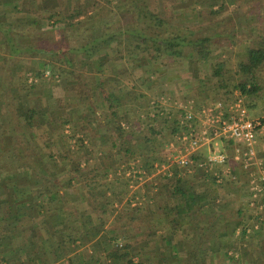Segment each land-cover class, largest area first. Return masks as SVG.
<instances>
[{"label":"trees","instance_id":"obj_1","mask_svg":"<svg viewBox=\"0 0 264 264\" xmlns=\"http://www.w3.org/2000/svg\"><path fill=\"white\" fill-rule=\"evenodd\" d=\"M56 1L37 0L34 5L35 10L27 13L28 19L25 21H29L28 23L37 26L38 29L42 27L43 21L52 26L64 22L66 27L64 37L68 39V42L61 43L56 49L45 44H21L18 38L23 35H19V32L13 28L5 11L0 12V43L5 46L6 54L1 61L2 66L0 65V264H50V257L55 256L56 258L64 257V262H62L64 264H151L149 258L145 259L146 261L135 262L134 254L130 253L134 244L139 242L140 235L134 227L130 230L128 220L132 223L139 217L130 216L128 219V214L119 213L117 218L109 222V235L105 239L99 236L108 224L105 219L108 215V207H113L119 200L120 189L115 182H99L95 181V178L99 175L108 177L114 172L113 168L106 167L105 170L103 168L99 170V168L91 167L89 171L86 168L89 160L85 167H81V160H74L73 164L70 163V168L66 169L69 180L64 184L61 182L60 174L57 173V168H59L57 155L52 150V145L57 149L58 156L64 160L71 158L70 151L69 153L61 151L58 141L53 140L54 134L48 136L52 142L43 141V135H39L36 130L35 121L40 114L36 108L18 107L14 103L16 100L21 102V93L26 83L22 81L24 75L21 72L17 75L13 74L10 63L14 66L15 63L21 61L23 55L34 51L40 55L57 58L67 64L68 72H71L70 68H74L73 71L76 72V66L79 65L84 72H79L81 78L78 80L80 83L78 93L89 102L87 109L91 114L100 115V119H91L94 125L90 132L92 138L96 137L92 132L98 133L104 145L111 144L113 148L120 146L124 155L131 159L136 155L140 143L145 144V147L152 146L154 149L157 137L165 133L166 129L170 128L169 126H172L169 129L171 137L167 144L175 140L176 135L183 131L179 117L185 114L186 110L180 109L175 114L158 104L155 110L146 112L145 117L149 119L147 125H144L145 119L142 122L139 120L141 128L137 129V125L132 124L134 120L125 119L124 113L120 111L121 90L119 92L108 89L105 80L99 79L96 71H103L107 63L111 60L115 61L116 56L120 55L123 49L131 56L135 55V59L142 51L146 52L151 56L152 63H159L163 57L167 56L176 61L189 60L193 64L200 65V62L203 63L212 58V36L205 34L195 36L194 30H185V28H183L185 31H181L182 28L173 22L172 17H168L164 10L160 11L157 7H153L152 0H117L125 2V6H120L117 18H107L101 15V9L97 6L100 0H86V2L69 8L65 7L62 10H56L50 6ZM105 1L109 3L114 0ZM201 1L197 0L196 3H203ZM11 2L5 1L9 4ZM40 5L43 7L38 9ZM217 5V8L211 7L213 15L225 9V4ZM128 12L135 14L136 24L127 21ZM260 39L259 44H257L259 39L253 41L247 49L246 58L239 61L233 89L230 88L229 79H226L227 69L224 60L212 63V73L218 78L219 86L225 89V97L216 99L214 102L220 99H231L234 91L238 90L244 95L246 105L250 110V106L254 105L247 102L248 96L258 98L264 96V85L260 82L264 80L262 75L264 39ZM128 41H131V44L125 45ZM46 66H50L52 70L55 68L52 62ZM197 69L201 71L200 67ZM56 71L53 70V76ZM45 73L46 71L43 70L33 75L45 76ZM34 78L36 81L32 79L35 83L32 82L29 86L31 89L38 87L36 83L38 78ZM16 89L18 96L14 95ZM96 91L103 98V103L100 105L94 104ZM140 96L143 97L144 93H140ZM72 121L70 117L60 120L61 137H65L64 130L70 126ZM102 126L104 133L100 134ZM146 129L150 136L135 138V141L134 137L143 134ZM72 132L71 136L76 138L74 148L79 152L85 151L87 147L85 144L88 140L91 141L89 132L80 135V129L75 125H73ZM42 146L49 148L51 153H44ZM130 159H128L129 162L133 161ZM158 161L165 162L153 156L151 162L148 161L141 168H136L137 178L151 174ZM135 167V164L131 162L123 172L126 173L127 169L133 170ZM83 170L88 172L85 173ZM205 177L211 178L216 182L214 184L218 185L216 177L206 174ZM161 179L165 182L163 184L165 190H162L165 192L164 195L167 194V198L163 200L164 210L166 215L168 214L171 227L175 228L178 224L176 218L182 215L190 216L192 223L195 224L193 230L196 238L191 241L193 249L188 251L184 264H201L202 258L207 254L202 246L207 241L212 244L210 237H214L218 232L222 215H225L222 213V207L215 208L211 214L204 213L206 214L203 215L204 217H196L198 211L202 209L203 199V195L199 196L194 193L196 187L188 192L185 189L187 181H184L182 177L165 176ZM74 181L84 186L89 199L87 202L89 207L86 210L90 211V214L85 216L84 213L78 211L77 204L68 199V195L72 193L67 187L76 184ZM150 182V187L154 188V182ZM109 192L111 197L113 196L110 200L105 198ZM155 194L149 195L151 201L155 200V196L157 197ZM206 194L209 196L208 192ZM160 196L161 194L158 195L159 199L163 198ZM216 197V194L211 196L212 200ZM127 202L132 206L131 201ZM137 208L141 209V207ZM111 210L115 211V209ZM231 211L230 213L236 214L237 212L241 216L246 212L243 209L236 212ZM93 213L97 215V220L94 222L91 217ZM126 215L124 230L122 227L119 233L113 226L119 221L122 226V219ZM150 217L153 216L148 212L141 221L148 223ZM261 217L258 215L256 222L263 224ZM240 225L243 234H246L248 228L246 222L241 220ZM202 228H205V232ZM207 231L210 233L208 234ZM96 237L99 239L94 240ZM223 246L227 248L226 254L229 256L228 250L233 247L229 244ZM82 247L85 249L80 251L81 254H77L76 251ZM162 253L165 251L162 250ZM173 254L179 257V260H183L178 252H173ZM171 255V253L162 254V264H171ZM229 261L235 262L237 259L235 256H230Z\"/></svg>","mask_w":264,"mask_h":264},{"label":"rangeland","instance_id":"obj_2","mask_svg":"<svg viewBox=\"0 0 264 264\" xmlns=\"http://www.w3.org/2000/svg\"><path fill=\"white\" fill-rule=\"evenodd\" d=\"M5 1L12 2L9 4L5 3ZM36 2L37 0H0V12L4 13L5 11V14L9 17L13 28L19 32V35H23L21 38H18V41L21 44H45L46 46L55 49L58 48L61 43H67L68 39L66 40L64 37V34L66 33L64 22L62 24L52 26L43 21V25L40 29H38L37 26H33L28 23L29 21L25 22L28 19L26 16L27 13L30 10H35L34 5ZM82 2H86V0H57L56 2L51 3L50 6L56 10H62L65 7L69 8ZM196 2L197 0H184L183 2L181 0H152V5L153 7H157L160 11L164 10L168 17H172L173 22L182 28L181 31L194 30L195 36L204 34L211 35L213 42L211 60L203 63L200 62V65H196L189 60L179 59L176 61L173 60V58L165 56L161 59V61H159V63H152L151 56L146 52L142 51L135 59V55L131 56V54L123 49L122 53L116 56L115 61L111 60L107 63L105 68H103V71H96L98 78H103L105 80V84L108 86V89H114L119 92L121 90L120 97L122 103L120 104V111L124 113L125 119L134 120L132 124H136L137 129L141 128L140 122H138L139 120L142 122V120L145 119L144 125H147L149 119L148 117H145L146 112L155 110V106L158 104H160L164 109L174 111L175 114H177L178 109H182L183 104H187L189 101L193 102L194 109H198L202 105L213 103L216 99L224 98L225 89L219 86L218 78L213 75L212 63L218 60H224L225 67L227 69L226 79H229L230 88L233 89V85L236 82L235 75L238 69L239 61L246 58L247 49L251 46L253 41L259 39L257 41V44H259V41H261L260 38L264 39V0H202L201 2L203 3L199 4ZM124 3L125 2L117 0L109 3L105 0H100L97 6L101 9L102 16L107 18H117V14L121 8L120 6H125ZM217 4H225V9L219 14L213 15L211 7L213 6L217 8ZM41 7L43 6L40 5L37 8L39 9ZM127 15L128 22L133 24L137 23L136 16L135 14L133 15V12H128ZM183 28H185V30H183ZM186 32L188 33L189 31ZM25 33H27V35ZM74 42L70 43L72 44ZM130 42H126L125 45H129ZM28 53L22 56L19 63H15L17 66H13L12 63H10L13 74L17 75L18 72H21L24 75L22 81H25L26 83V87L21 93V102L16 100L14 103H16L18 107L36 108L40 112L35 121L36 130L39 135H43V138L41 137L43 141L47 140L48 143L52 142L48 136L54 134L55 138L53 140L58 141L61 151L67 153L70 151L71 158L64 160L58 156L57 149L54 145H52V150L56 152L57 155V163L59 165L57 173L60 174V178L62 179L61 182L64 184L69 180L70 177L68 176L66 169L69 167L70 163L73 164L74 160H81V167H85L87 160H89L88 166L86 167L88 170L91 167H95V169L99 168V170L101 168L105 170L106 167L113 168L114 172L110 173L108 177L99 175L95 178V181L99 182H115V185L118 189H120V192L118 193L119 200L117 201L116 206L114 204L113 207H108V214L111 209H115V215L116 213H126L128 214V219L130 216L139 217L137 220H133L132 223L128 220V225L131 227L130 230L134 227L137 232V227L138 229H140V227L143 229L145 227L144 224H148L149 228L145 231L142 230L143 232L140 236L145 238L147 235L148 238L153 239L156 243V246H153V250L149 253L147 252L151 264H162L161 255L166 253L168 255L170 253L172 254L170 257L171 264H184V262L179 260V257L174 256L171 251L170 248L172 247V240L174 241L173 244L175 242L178 243V240L183 239L184 236L186 239L190 237V240L193 241L194 238H196V233L194 231V236H192L193 234L191 233V228H189L187 224H191L192 227L193 225L195 226V224L192 223L191 217L188 216L189 221L186 220V224L183 227H180L182 234L173 237V239L171 236L169 237L167 229L169 230L171 228V223L168 219V214L166 215L165 213L164 207H161L157 213H154V209L150 207L152 205L154 206V203L148 204V202L144 201V197L142 196V193L145 192L147 195L146 200H148V198H150L149 195L151 196L156 193L155 195H157V198L155 196V199H159L158 195L161 194L160 197L163 198H160V200L163 201L167 198V194L164 195L165 192L163 191L165 190L164 185L162 187L157 185L154 186V188H151L150 181L152 180H150V174L147 176H141L140 179L137 178L138 176L135 174L137 172L136 168H141V166L148 161L151 162V157L153 156L170 163V158L173 156L174 152L173 149L167 145V142L171 137L169 129H171L172 126H169L170 128H167L165 133H162L157 137L158 140H156V143L153 146L154 149L152 146L145 147V144L140 143L137 147L138 149L136 155L131 158L133 161L129 162L128 159H130V157L124 155L120 146L113 148L111 144H108L107 146L104 145L105 143L103 144L100 139H97L98 135L95 132L92 133L93 136L96 137L92 138V134L90 132L94 125L91 123V119H98L100 115L91 114V112L87 109L89 102L86 101L85 97H81L78 93V89L80 87L78 80L81 78L79 72H84V70L77 65L76 67L78 72H74V68H70L71 72H68L69 66L62 61L57 60V58L40 55L34 51H30ZM5 55V46L0 43L1 66V61L5 58ZM140 55L141 58H139ZM50 62L54 64L55 68H53V70H57L55 76L52 75L53 70L50 67L51 65L46 66ZM198 67L201 69L200 72L197 69ZM43 70L50 71V76L33 75ZM262 75L264 77V69ZM34 77L38 78V81L36 82L38 87L31 89L29 86L32 85V82L35 83L34 81H36ZM31 78L35 80H31ZM260 82L264 85V80ZM17 91L18 90L16 89V92H14L15 96H18ZM140 93H144V96L139 97ZM247 102L254 105L250 106L251 112L261 110L259 112V117L264 116V96L260 98L256 96H248ZM102 103L103 98L100 96V93L96 91L94 104L100 105ZM140 113L143 114L140 115ZM67 117L72 118L73 121L70 126L65 128L63 133L65 137H61L62 132L60 131V120H64ZM254 117H256V115ZM72 124L80 129V135H85V132H89L88 134H90L89 137H91V141L88 140V143L85 144L89 150L86 147L85 151L79 152L76 148H74L76 138L71 136L73 134ZM146 127L147 126H145V128ZM28 130L30 131V129ZM101 130H103L102 133H104V127ZM149 136L150 133L146 129L143 134L135 136L134 140L136 141L135 138H147ZM217 141H219L218 144H221V140ZM70 149H72L73 152ZM50 151L51 150L47 147L43 148L44 153L49 154L51 153ZM131 162L135 164V169H127L126 173L123 172V170L126 169L128 164ZM157 163L160 162L158 161L155 164ZM114 169H117V171L115 172ZM172 170L174 172L176 169H173L172 166ZM86 171L87 170H83L85 173ZM181 172L186 179L189 178L186 172L183 170ZM204 172H206V175L209 176L212 174V171L210 170L208 172ZM241 172H236V180L224 179L221 183L227 185L230 189L241 185H248L247 181H245L246 172ZM152 173H155V171L153 170ZM201 177L203 180H201ZM199 178L201 181L200 183H207V189H211L212 192H214V189L217 190L221 187L220 183H218V185L214 184L216 182L209 177H205L202 172L199 173ZM156 181L157 183H165L164 179H161L159 176L156 177ZM244 181L246 183H243ZM74 183L76 184L71 187H67L71 193L76 192L74 194L72 193L71 197L77 195V191H81V193H83V197L82 199L75 198V202L71 199L69 201L76 203L78 211L84 213L85 216L88 213L86 209L89 206L86 202H88L89 199L87 193L84 191V186L77 181H74ZM127 193V197H139V203L133 206L127 204L128 202L124 198V194ZM84 195H86L85 198ZM107 197L108 196L105 198L108 199ZM229 205L230 203L222 206L223 213L230 216L229 220L231 218H236L237 220L238 218H242V216L238 215L236 212L238 208L231 207ZM136 207H141V209H136ZM230 211L236 212V214H232ZM259 211L260 210L256 212L254 210V212L258 213L256 214L253 212L254 221L255 217L257 218L258 215L263 217V214H259ZM148 212L151 213L153 217H150L148 223H143L141 219ZM204 212V209H200L196 217H204L203 215L212 213V211L205 212L206 214H204ZM244 215L243 217L246 216V220L248 221L247 223H251L252 219H249L247 214L245 216ZM108 216L109 215H106L105 219L108 221V227H110V220ZM124 218L122 219V222L126 221ZM179 218L180 217L176 218L178 221L177 226L182 223L184 224L185 221L184 217L181 216L180 220ZM254 223H256V221ZM136 225H140V227H136ZM114 226H116L114 229L120 233L122 227L121 222H117ZM187 233L188 235L186 237L185 235ZM210 239L212 240V243H214V241H218L216 234L214 237L211 236ZM227 242L229 243V246H232L233 248L237 246L238 243V241L232 237L229 238V241ZM135 245H137V242L130 250V253L134 254L133 260L135 262L141 260L146 261V257L144 256L145 252H143L142 249L140 251L138 246L136 247ZM222 248L220 258H216V264H233V262L229 261L227 254L225 257L224 250L226 247L222 246ZM162 250H164L165 253H162ZM81 253L82 252H80V254ZM187 253L188 251L186 253H182V257L180 256V258L184 260L187 257ZM207 254L204 255V257L208 258L207 256L209 255Z\"/></svg>","mask_w":264,"mask_h":264},{"label":"crops","instance_id":"obj_3","mask_svg":"<svg viewBox=\"0 0 264 264\" xmlns=\"http://www.w3.org/2000/svg\"><path fill=\"white\" fill-rule=\"evenodd\" d=\"M205 105H208V104H205ZM205 105H202V106H205ZM185 106L187 108L194 109V105H193L192 101L187 102V104L184 103L183 107H182L183 110H185ZM179 110L180 109H178V111ZM260 111H258V110L253 111V112L250 111V114L252 117H254L255 115H256V117H259ZM100 129H103V127H101ZM96 134L99 135L98 133H96ZM100 134H103L102 130H101ZM97 139H99V136H97ZM217 140H221L220 141L221 144H218L219 141H217ZM257 149H258L259 157L264 160V138H262V137L259 138ZM211 150L226 151L230 155L229 164H230V167L233 169V171L235 173L237 171L238 172L242 171L244 173L243 169L240 166V163L233 158V153H234L233 142L222 137V138L214 139L209 144L202 145L193 154L196 162L193 165L191 171H188L186 169H178L179 170L178 171L176 168H174L176 170L173 172L172 176H170L169 174H164V173H159V174L158 173H151L150 174L151 175L150 180H152V182H154L153 183L154 186L159 185L160 187H162L164 183H157V181H156L157 176H159L160 178H163L165 176H169V177L173 178V177L177 176V177H182L184 179L185 176L181 172L183 170L189 176L188 179H186V178L184 179V181H187L186 182L187 186H185L186 187L185 189L188 192H191L193 190V188L195 189V187H196V189L194 190V193H197V195H199V196L203 195V199H202V206L203 207H202V209H204L205 212H210V211L213 212L215 210V208L222 207L223 205L225 206L226 204L228 205L230 203L229 206L238 208L236 211L241 210V209H243L245 211L247 210L246 211L247 213L244 212V214L246 213L247 216H249V219H252V222L254 223L256 221V217H255V221H254L253 220L254 219L253 212H254V210L256 212H258V210H260L259 214H263V217H261V219L263 220V224L261 222H256L254 224L252 222L247 223L248 221L246 220L245 215H244L245 217L242 216V218H238V220L236 218H231L229 220L230 216H227V214L222 215L221 223L219 224V228H218L219 230H218V232L215 233L217 235L218 241H214V243H212V244H211V242L208 241L207 243L203 244L202 249L205 251V253H208L207 255H209V256H207L208 258L203 257L201 262H202V264H216V258H220V253H221L222 249H224V248H222V246L226 245L228 243L227 241H229V238L232 237L238 241L237 246H235L234 248L229 250V253H230L229 256H235V258L237 259V261L233 262V264H264V208L259 209L257 207L250 205L251 193H250L249 184L248 185H241V186L230 189L227 185L220 183L221 187L219 189H217V187H216L217 190L214 189L213 190L214 192H212L211 189L210 190L207 189V187H208L207 183H200L201 181L199 178V173L202 172L205 175L207 173L204 171L208 172L210 170V171H212L211 176L215 177L214 174L216 172H221L223 167H224L221 165H215L210 169H204L198 165V163L200 161H203L206 159L207 155L209 154V152ZM238 174H240V173H238ZM243 175H245V174H243ZM245 177H246L245 181H247V183H248V174H246ZM140 178H141V176L139 177V179ZM201 180H203L202 177H201ZM228 180H230V179H228ZM245 181L243 183H246ZM207 192L209 193V196L206 194ZM72 193L74 194L76 192H72ZM212 194H216V196H217L213 200H212L213 197L211 198ZM127 195H128V193L124 194V198L126 201H131L132 206L137 205L139 203V201H138L140 199L139 197H133V196L127 197ZM85 196L86 195H84V198H85ZM107 196H108L107 198L109 200L112 199L110 192L108 193ZM142 196L144 197V201L148 202V204L154 203V206L153 205L150 206L151 208L154 209V213H157L161 207L162 208L164 207L162 200L155 199L154 201H151V199H149V198H148V200H146L147 195L145 192L142 193ZM82 197H83V193H81V191H77V195H74L72 197L70 194L68 195V199L69 200L71 199L74 202H75V198L76 199L77 198L82 199ZM172 197H174V196H172ZM116 204H117V202L115 203V206H116ZM256 212H254V213H256ZM222 213H223V211H222ZM87 214H90V211ZM118 214L116 213V215H115V211L110 210V213L108 214L109 220L111 221L114 218H117ZM256 214H258V213H256ZM111 215H113V216H111ZM91 217L93 219V222H94V220H97V215L95 213H93ZM179 217L181 218V216H179ZM182 217H184V219H185L184 224L182 223V224H179L178 226L176 225L175 228L171 227L169 230L167 229L169 237L171 236L172 239H173V237L179 236L182 234L180 227H183L186 224V220L189 221L188 216L182 215ZM231 217H233V216H231ZM180 218H179V220H180ZM124 219H126V216ZM241 220H244L246 222V226L248 227L247 232H245L246 234H243V232H242V226L240 225ZM257 223L259 224V227L257 229L253 230L254 225ZM108 225L109 224H107L106 228H104L99 235L103 239H105V237L109 235L108 231L110 228L108 227ZM123 225H124V221L122 222L123 228L121 227L124 230ZM144 225H145V227L143 229H141L140 225H136V227L137 226L140 227V229H138V227H137V230H138L137 233H139V235L143 231L147 230V228H149L148 224H144ZM187 226L189 228H191V231H192L191 233L193 234L192 236H194V230H193L192 225L187 224ZM113 228H116V226H114ZM250 228L253 231L249 232V230H251ZM122 229H121V231H122ZM202 229L205 232V228H202ZM207 233L209 234L210 231H207ZM187 235H188V233L185 236L187 237ZM97 239H99V237H96L94 240H97ZM190 241H191L190 237L186 239L184 236H183V239L178 240V243L175 242L173 244L174 241L172 240V247L170 249L173 252H178V255L181 256L182 253H186L187 251L193 249ZM153 242H154L153 239H147V235L145 236V238H142V236H140L139 242L135 246L136 247L138 246L140 251L142 249V251L145 252L144 256L147 259V258H149V255L147 254V252L148 253L151 252L153 250V246H156V243L155 242L153 243ZM83 248H85V247L80 248L77 251V253L78 252L80 253V251H82ZM226 251H227V249L225 248V250H224L225 257H226ZM233 251H234V253H233ZM183 255H185V254H183ZM229 256H227V257L229 258ZM64 259H65L64 257H61V258H56V256L54 258L50 257V261H51L50 264H64V263H62V262H64ZM182 261L184 262V260H182Z\"/></svg>","mask_w":264,"mask_h":264},{"label":"built area","instance_id":"obj_4","mask_svg":"<svg viewBox=\"0 0 264 264\" xmlns=\"http://www.w3.org/2000/svg\"><path fill=\"white\" fill-rule=\"evenodd\" d=\"M45 76H50V71H46ZM185 110L186 113L179 117L183 131L168 144L174 152L171 160L169 159L170 163L155 164V173L172 176V166L173 169L191 171L196 162L193 154L202 145L224 137L233 142V158L240 162L242 169L248 174L250 205L263 209L264 160L258 155L257 145L259 138L264 136V116L252 117L244 95L238 90L234 91L231 99H220L198 109L185 106ZM229 159L230 155L226 151L211 150L206 159L198 165L204 169L215 165L224 166L221 172L214 174L219 183L223 182L224 178L236 180L237 174L230 167ZM258 227L257 223L253 230Z\"/></svg>","mask_w":264,"mask_h":264}]
</instances>
